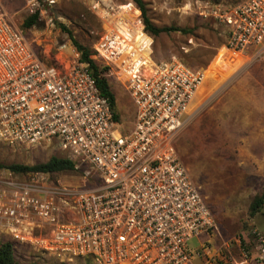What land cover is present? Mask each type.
I'll use <instances>...</instances> for the list:
<instances>
[{"label": "built area", "instance_id": "obj_1", "mask_svg": "<svg viewBox=\"0 0 264 264\" xmlns=\"http://www.w3.org/2000/svg\"><path fill=\"white\" fill-rule=\"evenodd\" d=\"M199 9L224 28V53L264 66V0L206 1ZM118 22L96 42L92 59L124 86L130 127L115 118L87 62L62 69L43 61L0 1V144L55 147L97 181L86 191L8 182L3 191L13 204L0 214L9 232L67 262L192 264L204 255L206 264H249L245 255L210 254L207 243L218 226L174 145L175 132L195 109L205 70L175 56L153 61L151 49L148 66L144 58L132 64V53L146 46L132 45V33L122 24L125 35ZM67 208L76 212L73 220H65ZM40 224L49 234L37 239L32 231ZM257 236L264 253V237Z\"/></svg>", "mask_w": 264, "mask_h": 264}, {"label": "rangeland", "instance_id": "obj_2", "mask_svg": "<svg viewBox=\"0 0 264 264\" xmlns=\"http://www.w3.org/2000/svg\"><path fill=\"white\" fill-rule=\"evenodd\" d=\"M0 1L10 20L23 30L35 53L46 63H54L62 69L79 61L80 57L69 32L91 51L92 58L96 42L114 28L116 21L123 22L132 37L141 28L148 41L147 56L151 49L153 61L175 56L191 68L204 69L206 78L197 95L195 109L175 132L174 145L218 226L209 236L210 254L217 259L228 255L240 259L245 255L249 264H264V253L257 240L258 234L264 237V209L250 214L251 202L264 188V174L256 171V162L264 160V126L258 124V121L264 122V116L250 88L252 83L264 84V66L251 56L232 57L224 53V28L199 14V8L206 1L224 0H143L146 15L154 25L174 28L158 35L145 31L141 12L132 0ZM129 4L130 7L124 8ZM35 11L38 12L36 23L23 28L24 19ZM94 60L99 64L97 57ZM116 78V74L106 77L115 96L116 113L124 126L130 127L132 106L124 86ZM251 78L258 80L251 82ZM242 79L248 80L246 96ZM52 155L62 157L60 150L44 144L30 148L0 144V208L9 206L12 201L7 195L9 192L3 191L12 181L34 183L39 180L46 189L53 184L73 191H86L95 186L97 181L92 173L86 175L80 167L51 173H14L1 167L34 165L47 161ZM54 199L60 206L59 197ZM75 213L70 208L64 209L65 220H73ZM35 220L38 221L36 216ZM7 223L0 214V243H12L16 264H92L82 259L67 262L44 250L34 239L33 242L20 240L9 232ZM32 233L37 239L44 238L49 234V227L35 225ZM196 243L192 241L194 246ZM191 263L206 264L205 256H196Z\"/></svg>", "mask_w": 264, "mask_h": 264}, {"label": "trees", "instance_id": "obj_3", "mask_svg": "<svg viewBox=\"0 0 264 264\" xmlns=\"http://www.w3.org/2000/svg\"><path fill=\"white\" fill-rule=\"evenodd\" d=\"M133 3L138 7L141 12L142 22L144 25L145 31H147L151 35H158L161 32H168L173 30V27H158L154 25L148 16L146 15V8L145 3L143 0H132ZM38 18V12L35 11L27 18L24 19L22 22L23 28H29L34 25ZM69 38L71 43L79 52L80 57L79 61L87 62L88 68L95 80V84L100 91V94L106 97L109 101V104L113 111L115 112V118L118 119V115L116 113V101L114 93L110 89V85L106 79V76L103 74L105 68L99 63L97 64L96 61L90 58L91 51L85 48L82 44L78 43L70 34ZM6 168L14 173H28V172H44V173H51V172H60V171H68L76 169L74 163L64 157L52 155L49 159L45 162L34 164V165H23V164H10L6 166H1ZM264 209V188L260 195L255 196L253 201L250 204V214L254 215L259 210ZM0 264H16L13 256V247L12 243L9 241H4L0 243ZM28 264H35V263H28Z\"/></svg>", "mask_w": 264, "mask_h": 264}, {"label": "crops", "instance_id": "obj_4", "mask_svg": "<svg viewBox=\"0 0 264 264\" xmlns=\"http://www.w3.org/2000/svg\"><path fill=\"white\" fill-rule=\"evenodd\" d=\"M257 80H258L257 78L249 79V81H251V82L257 81ZM241 81H244L245 87H244L243 91L245 92L244 95L246 96V94H248V92H249V87L247 89V84H248L247 81L248 80L247 79H242ZM251 86L252 87L250 88V90L254 94L255 101H256L255 104L258 105L259 107H262V109H260L258 107V110H259L260 113H263L262 116H264V84H261L259 82V84H257V86H256L254 83H252ZM263 123L264 122L258 121V124H259L260 127L264 126ZM256 165H257L256 171H258L259 173H261V175H263L264 174V169L262 167L264 166V160H262V161L259 160V162L257 161Z\"/></svg>", "mask_w": 264, "mask_h": 264}, {"label": "bare ground", "instance_id": "obj_5", "mask_svg": "<svg viewBox=\"0 0 264 264\" xmlns=\"http://www.w3.org/2000/svg\"><path fill=\"white\" fill-rule=\"evenodd\" d=\"M130 7V4L129 5H125L124 8H128ZM123 23H119L118 22V25L116 26L117 28H119L121 31L124 32L125 35H127V31L126 29L124 28V26L122 25ZM111 30V29H110ZM129 36V35H128ZM131 43L132 45H137V44H142L144 43V45L146 46L145 50L142 52V53H138V52H133L132 53V56L130 57V62L132 64H136L138 66L139 64V61L141 60V58H144L145 59V64L148 66L149 65V57L147 56V47H148V41H147V38L144 37V33L143 31L141 30V28L139 27L138 30L134 33V36L133 38L131 37L130 38Z\"/></svg>", "mask_w": 264, "mask_h": 264}]
</instances>
